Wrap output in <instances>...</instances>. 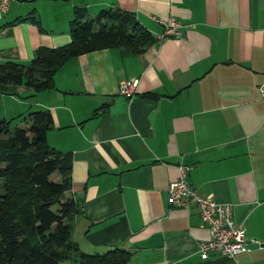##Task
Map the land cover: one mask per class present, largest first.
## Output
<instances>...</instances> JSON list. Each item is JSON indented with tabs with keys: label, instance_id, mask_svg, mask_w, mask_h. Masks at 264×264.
I'll return each instance as SVG.
<instances>
[{
	"label": "crops",
	"instance_id": "crops-1",
	"mask_svg": "<svg viewBox=\"0 0 264 264\" xmlns=\"http://www.w3.org/2000/svg\"><path fill=\"white\" fill-rule=\"evenodd\" d=\"M75 7L87 17L107 7L132 12L156 40L139 53L73 55L51 88L0 83V117L48 109L46 142L71 154L69 192L82 199L72 241L87 252L129 249L126 264H264V0H9L0 61L66 43ZM168 17L179 36L162 35ZM133 78V94H118V82ZM178 165L199 194L229 204L258 243L201 256L197 243L210 230L198 207L168 200Z\"/></svg>",
	"mask_w": 264,
	"mask_h": 264
},
{
	"label": "trees",
	"instance_id": "trees-1",
	"mask_svg": "<svg viewBox=\"0 0 264 264\" xmlns=\"http://www.w3.org/2000/svg\"><path fill=\"white\" fill-rule=\"evenodd\" d=\"M68 31L66 43L39 46L25 62L0 61V83L51 88L54 72L73 55L102 47L139 53L156 40L132 12L111 7L92 17L75 7ZM51 125L46 108L0 117V264H126L129 249L87 252L70 239L71 218L81 208L69 192L70 152L46 142Z\"/></svg>",
	"mask_w": 264,
	"mask_h": 264
},
{
	"label": "built area",
	"instance_id": "built-area-1",
	"mask_svg": "<svg viewBox=\"0 0 264 264\" xmlns=\"http://www.w3.org/2000/svg\"><path fill=\"white\" fill-rule=\"evenodd\" d=\"M9 0H0V16L5 11ZM163 25L162 35H180V24L172 17L161 20ZM136 79H123L117 84L118 94L130 97L135 88ZM261 97L264 99V81L258 85ZM180 168L178 178L168 183V200L171 204L185 206L189 201L198 207V215L203 225L210 230V236L197 243V250L201 256L211 252L233 256L241 251L248 250L250 243H258L253 238L244 235V227L236 223L231 216V207L227 203H219L209 196L199 194L185 178L187 166L178 165Z\"/></svg>",
	"mask_w": 264,
	"mask_h": 264
},
{
	"label": "rangeland",
	"instance_id": "rangeland-1",
	"mask_svg": "<svg viewBox=\"0 0 264 264\" xmlns=\"http://www.w3.org/2000/svg\"><path fill=\"white\" fill-rule=\"evenodd\" d=\"M13 122H15L14 120H13ZM71 227H72V225H71ZM71 232V231H70ZM71 234V233H70ZM72 237L73 236H70V239L72 240ZM82 250V249H81ZM68 263V260H64V261H62V262H60V264H67Z\"/></svg>",
	"mask_w": 264,
	"mask_h": 264
},
{
	"label": "water",
	"instance_id": "water-1",
	"mask_svg": "<svg viewBox=\"0 0 264 264\" xmlns=\"http://www.w3.org/2000/svg\"><path fill=\"white\" fill-rule=\"evenodd\" d=\"M79 204H82V199H79Z\"/></svg>",
	"mask_w": 264,
	"mask_h": 264
}]
</instances>
